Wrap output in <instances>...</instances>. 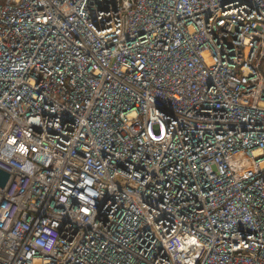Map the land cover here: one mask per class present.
Returning <instances> with one entry per match:
<instances>
[{"label":"built area","instance_id":"obj_1","mask_svg":"<svg viewBox=\"0 0 264 264\" xmlns=\"http://www.w3.org/2000/svg\"><path fill=\"white\" fill-rule=\"evenodd\" d=\"M0 264H264V0H0Z\"/></svg>","mask_w":264,"mask_h":264},{"label":"water","instance_id":"obj_2","mask_svg":"<svg viewBox=\"0 0 264 264\" xmlns=\"http://www.w3.org/2000/svg\"><path fill=\"white\" fill-rule=\"evenodd\" d=\"M11 178L10 173L0 168V189H4Z\"/></svg>","mask_w":264,"mask_h":264}]
</instances>
